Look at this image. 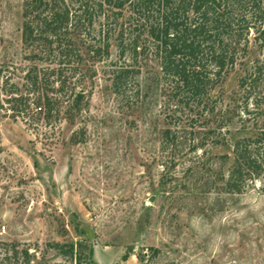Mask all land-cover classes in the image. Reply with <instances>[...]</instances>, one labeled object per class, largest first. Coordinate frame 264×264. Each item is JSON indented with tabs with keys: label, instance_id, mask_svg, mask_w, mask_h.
Wrapping results in <instances>:
<instances>
[{
	"label": "rangeland",
	"instance_id": "374dc122",
	"mask_svg": "<svg viewBox=\"0 0 264 264\" xmlns=\"http://www.w3.org/2000/svg\"><path fill=\"white\" fill-rule=\"evenodd\" d=\"M20 7L0 0V64L21 60ZM114 60L111 45L71 122L30 121L0 101V264H264L258 182L226 192L227 163L213 156L227 148L198 149L196 115L167 125L155 90L140 101L113 89ZM167 126L176 145L163 142Z\"/></svg>",
	"mask_w": 264,
	"mask_h": 264
},
{
	"label": "trees",
	"instance_id": "16d2710c",
	"mask_svg": "<svg viewBox=\"0 0 264 264\" xmlns=\"http://www.w3.org/2000/svg\"><path fill=\"white\" fill-rule=\"evenodd\" d=\"M20 16L21 60L0 64V101L12 115L47 124L61 112L71 122L112 45L113 89L140 101L155 90L178 129L198 116V149L227 148L213 156L227 163L224 190L257 181L264 193V0H21ZM231 71L236 88L223 102ZM173 132L163 129L164 143H179Z\"/></svg>",
	"mask_w": 264,
	"mask_h": 264
}]
</instances>
